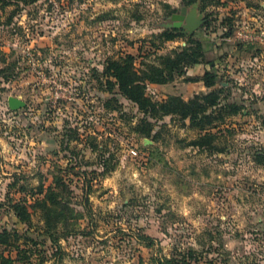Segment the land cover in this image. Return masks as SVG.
Instances as JSON below:
<instances>
[{
  "label": "rangeland",
  "instance_id": "374dc122",
  "mask_svg": "<svg viewBox=\"0 0 264 264\" xmlns=\"http://www.w3.org/2000/svg\"><path fill=\"white\" fill-rule=\"evenodd\" d=\"M33 1L0 11V232L17 235L16 264H153L190 248L200 264H264V0H216L206 9L198 1L205 23L193 35L204 46L203 64L167 84H147L156 102H190L210 90L189 79L216 72L223 98L243 110L213 129L216 139L203 148L189 146L198 132L178 118L154 121L157 139L135 133L144 115L97 80L110 58L132 56L139 76L164 69L161 57L188 47L191 35L182 29L166 43L157 36L178 28L173 17L190 15L193 5ZM10 97L26 106L10 109ZM112 98L118 108L108 110ZM71 137L76 150L67 149ZM57 178L76 196L59 230L78 231L61 239V252L32 202L29 225L11 205Z\"/></svg>",
  "mask_w": 264,
  "mask_h": 264
},
{
  "label": "trees",
  "instance_id": "16d2710c",
  "mask_svg": "<svg viewBox=\"0 0 264 264\" xmlns=\"http://www.w3.org/2000/svg\"><path fill=\"white\" fill-rule=\"evenodd\" d=\"M198 1L201 2L202 9L212 5L216 0H185L186 6H192ZM21 2L28 3L27 0H0V11L3 12L9 5H19ZM31 2H34L31 0ZM170 8V7H169ZM163 43L174 41L178 36L172 30H164L157 36ZM196 35L189 36L188 47L175 51L172 55L161 57L164 69L153 70L155 73L151 76V70L148 73L143 72L142 76L134 65V58L126 56L119 59L110 58L106 61L103 72L98 74L97 80L101 85L105 83L109 87L108 92L114 96H120L123 99L134 104L139 112L144 115L140 119L133 131L146 138H159L160 131L155 132V124L162 121L166 117L178 118L182 122H189V128L198 132V137L192 141L189 146L195 148L210 147L215 135L211 134L213 129H220L227 126L228 118L237 116L243 110V107L238 103H229L227 96L223 98V94L227 93L226 89L218 88V76L214 71H206L199 78H191L190 82H202L210 91L207 94L196 95L194 100L186 102L182 97H170L166 102L159 103L154 101L147 94V84H167L175 79L187 75L188 69L203 64L205 60V51L202 42L195 39ZM191 44V45H190ZM190 45V46H189ZM196 45V46H194ZM214 69V68H213ZM117 99L112 98L106 102L108 110L114 109L113 105L117 104ZM229 128V127H228ZM227 129L226 131H228ZM155 132V133H154ZM72 135L76 130L70 132ZM68 139L67 149L76 150V147H71L73 141L77 139L71 137ZM94 146V145H93ZM95 146L92 147L94 151ZM103 174L107 171V160L102 159L100 164ZM97 174V171H94ZM93 186L88 183L83 187L82 200L85 208L89 204V195ZM24 191H20L23 193ZM19 201L13 202L12 210L16 218L26 224H30L31 213L28 211L29 202H32L29 208L33 212H39L41 219L44 221V235L48 237L51 246L61 252L59 242L61 239H67L70 236L76 235V229L61 232L59 226L62 223L63 217H66L65 212H70L69 205L72 199L76 196L70 190L67 184H63L60 178L47 188L40 185L31 191L24 193ZM78 204V203H76ZM69 217L68 222H70ZM13 237L6 229L0 232V264H16L21 259V249L18 245L17 235ZM142 241H150L148 246L152 245L150 237L142 236ZM10 241H13L10 243ZM34 245L36 243L32 240ZM2 248H5L2 250ZM17 252V257L14 258L12 252ZM7 252V254H6ZM194 249L180 250L178 253H173L170 257H157L153 259V264H200V259L195 256Z\"/></svg>",
  "mask_w": 264,
  "mask_h": 264
},
{
  "label": "water",
  "instance_id": "95a60500",
  "mask_svg": "<svg viewBox=\"0 0 264 264\" xmlns=\"http://www.w3.org/2000/svg\"><path fill=\"white\" fill-rule=\"evenodd\" d=\"M194 9H192V13L188 16H186V10L184 9L182 11L181 15H175L173 18L175 20H179L180 22L176 25V27L180 28L183 27L184 33L188 35H193L198 29L202 28V26L205 23V20L202 18V16L197 17L196 16V7L197 4L193 5ZM183 21L186 22L185 25H183ZM26 106V103L22 101L21 99L10 97L9 98V107L12 110H19Z\"/></svg>",
  "mask_w": 264,
  "mask_h": 264
},
{
  "label": "flooded vegetation",
  "instance_id": "af4514ba",
  "mask_svg": "<svg viewBox=\"0 0 264 264\" xmlns=\"http://www.w3.org/2000/svg\"><path fill=\"white\" fill-rule=\"evenodd\" d=\"M183 28H173L171 29L174 33H180Z\"/></svg>",
  "mask_w": 264,
  "mask_h": 264
},
{
  "label": "built area",
  "instance_id": "2783aa9c",
  "mask_svg": "<svg viewBox=\"0 0 264 264\" xmlns=\"http://www.w3.org/2000/svg\"><path fill=\"white\" fill-rule=\"evenodd\" d=\"M131 152H132L133 154H135V151H134V150H131Z\"/></svg>",
  "mask_w": 264,
  "mask_h": 264
},
{
  "label": "crops",
  "instance_id": "0c3cea01",
  "mask_svg": "<svg viewBox=\"0 0 264 264\" xmlns=\"http://www.w3.org/2000/svg\"><path fill=\"white\" fill-rule=\"evenodd\" d=\"M190 70H191V69H190ZM188 75H189V74H188ZM190 76H191V75H190ZM199 83L202 84V82H197V84H199Z\"/></svg>",
  "mask_w": 264,
  "mask_h": 264
}]
</instances>
